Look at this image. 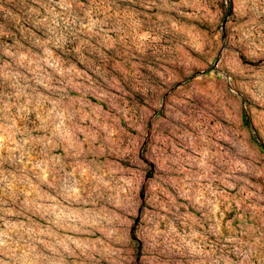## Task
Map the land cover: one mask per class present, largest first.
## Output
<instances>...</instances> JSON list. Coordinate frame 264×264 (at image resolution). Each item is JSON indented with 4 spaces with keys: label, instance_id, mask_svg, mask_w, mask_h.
<instances>
[{
    "label": "rangeland",
    "instance_id": "1",
    "mask_svg": "<svg viewBox=\"0 0 264 264\" xmlns=\"http://www.w3.org/2000/svg\"><path fill=\"white\" fill-rule=\"evenodd\" d=\"M0 264H264V0H0Z\"/></svg>",
    "mask_w": 264,
    "mask_h": 264
}]
</instances>
